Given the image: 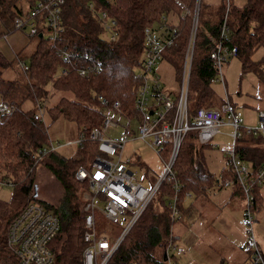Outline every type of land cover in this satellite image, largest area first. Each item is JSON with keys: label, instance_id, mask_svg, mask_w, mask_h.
I'll return each mask as SVG.
<instances>
[{"label": "trees", "instance_id": "1", "mask_svg": "<svg viewBox=\"0 0 264 264\" xmlns=\"http://www.w3.org/2000/svg\"><path fill=\"white\" fill-rule=\"evenodd\" d=\"M31 1L27 0L29 5ZM89 3L93 4L92 8ZM194 8L195 0H65L61 36L51 44L43 34L37 33L38 42L30 53L25 74L3 76L4 69L11 67L13 62L0 52V102L10 104L9 110L0 111V176L7 178L13 188L8 199L0 197V264L17 263L6 243L7 228L12 217L36 192L34 172L38 163L45 165L63 188L58 203L47 202V207L60 218V229L49 243L54 251L51 264H81L82 206L88 183L85 179H77L74 172L79 165L89 164L96 152V141L85 138L77 144L73 155L65 156L56 149L39 153L38 148L50 138L45 118L40 120L33 115L37 102L44 101L54 90L59 91L60 96L46 106L45 114L50 120L59 115L70 118L79 130L100 123L102 106L98 96L118 98L124 109L133 111L137 88L135 72L144 47L143 28L159 21L162 15L166 16L167 21L178 28L173 47L183 56ZM98 11H105L115 20L114 39L109 38L107 30L97 20ZM224 12L223 1L216 20L203 19L202 0L198 1L186 92L190 114L211 95L209 82L216 69L209 52L214 46L213 39L220 36ZM24 13L16 0H0L3 23ZM228 14L229 31L224 42L235 46L241 71L254 72L258 80L264 82V52L260 59H253L257 49L264 50V0H238V4L230 5ZM61 48L77 49L79 54L65 63ZM83 53L100 61L96 73L87 76L77 73V63L87 59ZM62 69H65L64 73ZM186 134L195 137L196 130L189 129ZM237 141L236 150L241 158L256 167L264 157V137L242 130ZM167 149L166 146L164 154ZM172 167L181 183L177 206L182 211L185 210V190L204 192L215 176L206 167L203 154L191 139L181 141ZM226 171L228 169L224 168L221 176L234 178L231 170ZM171 192V183L162 180L105 264H166L162 252L165 236L173 222L167 202ZM153 199L162 206L160 211L154 207Z\"/></svg>", "mask_w": 264, "mask_h": 264}, {"label": "built area", "instance_id": "2", "mask_svg": "<svg viewBox=\"0 0 264 264\" xmlns=\"http://www.w3.org/2000/svg\"><path fill=\"white\" fill-rule=\"evenodd\" d=\"M198 1L195 0V8L191 12V27L184 48L181 87L177 96L173 97L162 87L155 70V64L163 57L166 49L173 47L179 34L177 26L171 25L167 21L168 18L162 15L159 21L143 28L144 47L141 62L135 72L137 88L133 99V111L129 112L124 109L118 98L98 96L102 106L100 123L79 130L75 139L77 144L85 138L96 141V152L89 164L79 165L74 172L77 179H85L88 183V191L84 193L86 200L82 206L81 264L106 263L148 200L155 194L162 180L171 183L172 192L167 202L170 207V217L174 220L175 216L179 215L177 198L181 183L172 163L179 144L189 129L196 130L195 137L199 142H207L219 130L222 123H227L232 128L229 131L232 142L225 149V155L226 165L233 172L234 178H224L221 183L228 184L235 181L244 193L243 215L240 224L244 228L245 242L249 248L244 264H264V254L259 248L253 226L257 220L258 210L255 189L264 181V157L256 167H253L246 163L236 150L237 138L242 130L264 137V108L258 110L261 123L256 127L243 125L240 108L227 98L219 106L199 105L193 113L188 112L186 92L194 47ZM225 1L220 36L217 39L211 38L214 46L209 52V57L216 69L211 81H223L221 67L236 54L235 46L224 42L229 31L226 21L230 7L229 0ZM64 2L65 0H33L24 14L12 17L11 26L14 29L28 26L30 35L37 33L42 35L43 29H48L50 35L47 39L53 44L64 29L62 14ZM89 7L92 8L93 4L89 3ZM97 20L107 30L109 38L114 39L116 36L113 28L115 20L107 16L105 11H98ZM60 51L62 61L65 63L79 54L78 50L73 48H61ZM83 56L87 59L77 63L75 66L77 73L80 76L96 73L100 68L98 58H93L87 53H83ZM21 67L27 71L28 64L22 62ZM61 72L64 73L65 69ZM9 109L10 104L0 102V111ZM45 109V102L38 101L34 117L44 120ZM119 117L125 119L121 134L107 133V129L119 124ZM134 121L137 123L136 132L133 127ZM134 136L145 140L163 161L161 173L152 176V181L148 185L136 177L134 170L130 167L131 157L122 158L125 140ZM56 146L50 139L38 148V152L44 153L55 149ZM166 146L168 149L164 154ZM1 182L10 181L0 176ZM184 193L185 197L192 194L189 190H185ZM32 197L27 199L23 207L10 220L6 243L17 258L16 264H51L54 260V251L49 243L60 229V218L51 208ZM102 216L120 224L118 231H98L97 221ZM179 240V234L173 231L171 224L165 236L162 252V255L165 253L163 259L166 264H176V255L184 251Z\"/></svg>", "mask_w": 264, "mask_h": 264}, {"label": "rangeland", "instance_id": "3", "mask_svg": "<svg viewBox=\"0 0 264 264\" xmlns=\"http://www.w3.org/2000/svg\"><path fill=\"white\" fill-rule=\"evenodd\" d=\"M229 2L230 5L238 4V0H229ZM16 3L25 12L29 9L27 0H16ZM222 3V0H202L203 19H209V21L216 20ZM224 4H226L225 0ZM11 23V20L6 23L0 20V51L13 62L11 67L4 69L3 76L12 75L19 77L26 73L21 67V63L28 64L30 53L35 49L38 42V35H30L28 26L14 29ZM43 30V37L48 38L50 31L45 28ZM263 52L262 48L257 49L253 54V59H260ZM182 68L183 56L180 52L174 51V47L166 49L163 57L155 64V70L160 78L162 87L173 97L177 96L181 87ZM221 71L223 81L209 82L211 95L202 104L219 106L222 101L229 97L240 108L243 125L259 126L261 122L258 110L264 108V82H260L254 72H242L240 60L235 55L231 56L222 65ZM186 75L187 70L185 77ZM59 96L60 92L54 90L51 95L45 98V105L52 104ZM29 104V102L25 103L26 106H29ZM223 117L224 119L226 118L224 113ZM45 121H47L48 136L57 145L55 149L65 156L73 155L77 148L75 139L79 133L77 123L63 115L50 120L48 114H45ZM124 122L125 119L119 117V124L116 127L107 129V133L113 135L121 134ZM133 127L136 132L137 123L135 121ZM231 129V125L222 123L219 130L207 142H199L196 137L190 134H186L184 137L185 141L191 139L200 149L205 163L216 177L222 175L224 168L228 169L226 172H229V168L226 165L225 149L232 142V138L229 135ZM126 156L131 157L130 167L135 171L136 177L147 185L152 181L150 174L157 176L163 169L161 156L142 138L134 136L128 137L125 140L122 148V158ZM34 182L36 185V196L32 198L43 202L46 206L47 202L51 204L58 203L63 193V188L59 180L42 163H38L35 169ZM210 184L206 187L205 191L210 188ZM261 185L257 186V189ZM12 189L10 182H1L0 197L8 199ZM218 189L215 188V192L210 193L209 197L206 198L207 200L203 202L206 208L204 211L206 219L201 225H205L206 223V229H199L198 219L194 223H189L188 219L183 220L179 216H175L172 222V229L174 232L181 234L182 238L179 242L185 249L176 255V264H218V262L229 264L223 261V254L226 259V255H230L233 252L231 247H234V244L237 245L239 242L233 236L227 224L229 222L233 226L238 227L240 225L241 210L232 208L225 201L229 192L228 186L223 187L221 190ZM86 191H88V184ZM152 202L158 211L162 209L160 203L155 202V199ZM97 204L100 205L99 202ZM219 207L223 208L220 218L215 217L216 212H219ZM257 207H259L256 212L257 223L255 222L256 224H253V226L258 245L260 244L261 248L264 249V200L258 203ZM120 226L115 221L106 219L103 216L102 218L99 217L97 221V230L101 232H117ZM245 245L248 255L249 248L246 242ZM187 261L188 263H186Z\"/></svg>", "mask_w": 264, "mask_h": 264}, {"label": "crops", "instance_id": "4", "mask_svg": "<svg viewBox=\"0 0 264 264\" xmlns=\"http://www.w3.org/2000/svg\"><path fill=\"white\" fill-rule=\"evenodd\" d=\"M136 160H137V157H136ZM246 163L250 164L249 161H246ZM206 167L208 168L207 164H206ZM150 177L152 178L151 174H150ZM224 177L223 176H220V177L215 176V178L212 180V182L209 186L210 188L207 191H204L202 193L194 192L190 196L185 197L183 200V206L185 207V210L179 211V215H178L179 218L180 219L182 218L183 220L188 219L189 223H194V221L198 219L199 220V229L200 230L206 229L207 228L206 223H205V225H201L203 222H205V219H206V216L204 214V211L206 208H205V204H203V202L207 200L206 198L209 197L210 193L215 192V188H219L218 190H221L223 187H226V186L229 187V192L227 194V198L225 199V201H227L231 205L232 208L241 210V217H242V215H243L242 210H243V206H244V193H243L241 187L239 186V184L235 181H232L228 184H222L221 181H222V178H224ZM255 194H256V204L258 205V203L263 202V200H264V183L260 187H258L257 192L255 190ZM186 201H187V203H186ZM222 209H223L222 207H219V212H216L215 217L220 218V215H221L220 213H221ZM256 223H254V224H256ZM227 226L229 227V229L233 233V236L235 238H237L239 243L237 245L234 244V247H231L233 252L230 255H226V259L224 258L225 255L223 254V259H224L223 261H226V263H229V264H244L245 261L247 260V257H248L247 247L245 245L244 228L242 227L241 224L238 227H236V226H233L229 222H228ZM178 234H179V239H181L182 238L181 234L180 233H178ZM183 248H184V246H183ZM259 248L264 254V249L261 248L260 244H259ZM176 260H177V257H176ZM176 260H175V262H176ZM186 263H188V261ZM182 264H185V263H182ZM218 264H221V262L220 263L218 262Z\"/></svg>", "mask_w": 264, "mask_h": 264}, {"label": "water", "instance_id": "5", "mask_svg": "<svg viewBox=\"0 0 264 264\" xmlns=\"http://www.w3.org/2000/svg\"><path fill=\"white\" fill-rule=\"evenodd\" d=\"M39 35H41V33H39ZM35 187V186H34ZM34 196H36V192L34 191ZM163 258H165V253H163Z\"/></svg>", "mask_w": 264, "mask_h": 264}]
</instances>
